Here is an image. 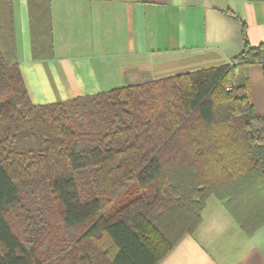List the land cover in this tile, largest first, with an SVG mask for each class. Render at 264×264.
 I'll return each instance as SVG.
<instances>
[{
    "label": "trees",
    "instance_id": "1",
    "mask_svg": "<svg viewBox=\"0 0 264 264\" xmlns=\"http://www.w3.org/2000/svg\"><path fill=\"white\" fill-rule=\"evenodd\" d=\"M28 2L41 4L33 56L51 58L47 0ZM243 42L225 66L34 106L12 0H0V264H158L210 196L228 198L246 234L263 225L264 116L236 79L259 66L264 81V44L251 47L244 27ZM232 190L257 214L240 217ZM167 217L186 221L168 239Z\"/></svg>",
    "mask_w": 264,
    "mask_h": 264
},
{
    "label": "crops",
    "instance_id": "2",
    "mask_svg": "<svg viewBox=\"0 0 264 264\" xmlns=\"http://www.w3.org/2000/svg\"><path fill=\"white\" fill-rule=\"evenodd\" d=\"M47 3L52 57L35 59L31 22L35 23L41 4L12 0L16 61L34 106L228 65L243 50V27L251 47L264 44V1ZM236 84L248 87L256 115L264 116L262 68H239ZM232 191L229 196L240 217L257 214L250 195ZM226 202V197L221 201L210 196L196 230L184 235L158 264H264V224L246 234ZM102 258L108 261L107 256Z\"/></svg>",
    "mask_w": 264,
    "mask_h": 264
},
{
    "label": "rangeland",
    "instance_id": "3",
    "mask_svg": "<svg viewBox=\"0 0 264 264\" xmlns=\"http://www.w3.org/2000/svg\"><path fill=\"white\" fill-rule=\"evenodd\" d=\"M175 162H180L179 159L175 160ZM185 222L183 219H172L168 220V217L164 221L163 232L166 239L171 238L179 233L183 228H185ZM171 224V226H169ZM169 232V233H168ZM50 241V240H49Z\"/></svg>",
    "mask_w": 264,
    "mask_h": 264
}]
</instances>
